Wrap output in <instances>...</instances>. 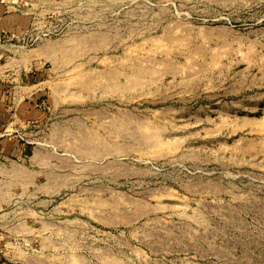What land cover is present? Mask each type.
<instances>
[{"label":"rangeland","instance_id":"rangeland-1","mask_svg":"<svg viewBox=\"0 0 264 264\" xmlns=\"http://www.w3.org/2000/svg\"><path fill=\"white\" fill-rule=\"evenodd\" d=\"M36 11L8 52L37 106L0 158V264H264V0Z\"/></svg>","mask_w":264,"mask_h":264},{"label":"crops","instance_id":"crops-1","mask_svg":"<svg viewBox=\"0 0 264 264\" xmlns=\"http://www.w3.org/2000/svg\"><path fill=\"white\" fill-rule=\"evenodd\" d=\"M41 0H0V158L16 156L23 158V141L19 133L29 122L30 112L36 111L30 104L32 98L20 94L19 87L13 80L21 79V65L17 71V63L10 59L13 47L20 50L15 42L27 32L33 15L37 13ZM18 83H22L18 81ZM17 86H19L17 84ZM33 111V112H32Z\"/></svg>","mask_w":264,"mask_h":264},{"label":"bare ground","instance_id":"bare-ground-1","mask_svg":"<svg viewBox=\"0 0 264 264\" xmlns=\"http://www.w3.org/2000/svg\"><path fill=\"white\" fill-rule=\"evenodd\" d=\"M243 9V8H242ZM254 14V13H253ZM207 15V14H206ZM262 15V14H261ZM253 16V15H252ZM225 17V16H223ZM256 17V16H255ZM264 17V16H263ZM203 18V17H202ZM227 18V17H226ZM261 18V17H260ZM181 19V18H180ZM239 19V18H238ZM213 20V19H212ZM217 20V19H216ZM256 21V20H255ZM264 21V20H263ZM219 22V19H218ZM240 22V21H239ZM189 23H191L189 21ZM193 23V22H192ZM234 23V22H233ZM231 23V24H233ZM196 24V23H195ZM201 24V23H200ZM206 24V23H204ZM221 24V23H220ZM208 25V24H207ZM228 24H226L227 26ZM194 26V23H193ZM213 26V25H211ZM218 26V25H217ZM243 26V24H242ZM201 27V26H200ZM202 27H204L202 25ZM215 27V26H213ZM225 27V26H224ZM240 27V26H239ZM255 28V27H254ZM215 29V28H214ZM223 29V28H222ZM227 30V28H226ZM239 30V29H238ZM248 30V29H247ZM257 30V29H256ZM255 30V31H256ZM262 30V29H261ZM206 32V29H205ZM250 32V31H249ZM227 33V31H226ZM225 33V34H226ZM264 33V32H262ZM232 34V33H231ZM206 35V34H205ZM214 35V34H213ZM212 35V36H213ZM230 35V34H229ZM234 35V34H233ZM207 36V35H206ZM209 36V35H208ZM211 36V35H210ZM219 35H217L218 37ZM240 34L238 35V38ZM247 36V35H246ZM262 36V35H261ZM222 37V36H221ZM245 37V35H244ZM219 38V37H218ZM253 38V37H251ZM251 38H248L249 40ZM263 38V37H262ZM227 39V37H226ZM239 41L241 39H238ZM241 42V41H240ZM249 42V41H248ZM264 43V41H263ZM247 44V43H246ZM262 44V43H261ZM255 45V44H254ZM256 46V45H255ZM263 46V45H262ZM84 158V156L82 157ZM128 158V156H127ZM126 158V155L118 152V151H113V150H105V151H100L98 153H95L94 155L91 156V159L89 160V163L93 165V169L97 170L102 177H109L111 181H117L118 179L124 177L127 175V171L125 169V165L127 164L128 160ZM87 159V158H86ZM88 161V160H87ZM86 162V161H85ZM88 163V162H87ZM97 174V173H96Z\"/></svg>","mask_w":264,"mask_h":264}]
</instances>
